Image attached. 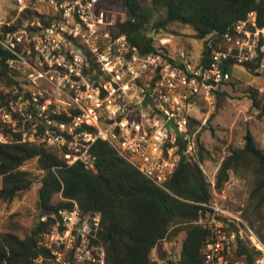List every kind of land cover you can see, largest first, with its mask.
<instances>
[{
    "label": "built area",
    "instance_id": "built-area-1",
    "mask_svg": "<svg viewBox=\"0 0 264 264\" xmlns=\"http://www.w3.org/2000/svg\"><path fill=\"white\" fill-rule=\"evenodd\" d=\"M14 1L18 13L28 17L16 30L1 32L0 45L12 54L7 65L22 70L18 76L34 85L42 80L49 87L46 93L26 94L23 116L30 130L10 123L14 131L22 132L23 142L58 148L68 166L80 162L94 171L91 148L97 141L107 142L163 190L181 156L193 157L196 135L215 111L218 93L232 80L226 69L230 60L236 61L234 69L256 57V48L244 54L241 46V35L250 37L246 27L255 25L254 17L234 26L236 37L209 41L207 65L202 56L195 60L188 52L143 54L121 31L125 13L102 0ZM201 103L208 106L205 113ZM193 107L202 119L189 115ZM190 119L202 124L194 133ZM168 122L173 124L168 127ZM0 142L8 139L0 134ZM70 202L72 209L50 215L55 222L37 242L42 253L32 264H107L106 250L97 242L101 214L85 213L76 201ZM201 207L194 224L209 231L202 264H264V242L241 215L216 203ZM184 239L167 235L159 240L151 264H179Z\"/></svg>",
    "mask_w": 264,
    "mask_h": 264
},
{
    "label": "trees",
    "instance_id": "trees-1",
    "mask_svg": "<svg viewBox=\"0 0 264 264\" xmlns=\"http://www.w3.org/2000/svg\"><path fill=\"white\" fill-rule=\"evenodd\" d=\"M102 1L109 7L124 9L126 20L120 25L121 31L143 54L167 53L166 49L157 46L153 33L170 34L169 27L177 24L192 30L195 39L204 41L201 56L202 62L208 65L211 55L209 41H225L227 34L236 37L234 26L248 22L252 17L255 25L248 23L246 29L252 33L264 30V0ZM22 16L27 18L28 14ZM21 20L0 27V37L1 32H12L20 27ZM263 46L264 36L260 35L256 57L242 63L248 71L253 73L260 68L264 59ZM11 57L12 54L0 45V82H5L9 88L19 85L16 80L19 72L7 65ZM235 62L231 59L226 67L231 73ZM221 95L222 91L218 97ZM248 96L253 108L264 113L263 95L258 89L249 87ZM10 97H14L12 91L4 95L0 93V108L8 106L7 112L10 106L5 99ZM64 119L59 117L60 121ZM199 127L200 121L190 119L191 133ZM0 134L8 139L7 143L0 142V202L11 204L31 190L36 177L23 169L29 161L36 160L37 169L43 172L37 191L39 221L37 219L23 236L13 232L0 234V264H32L42 253L37 242L55 222L50 215L62 209H72L70 201H76L85 213L101 214L97 242L106 250L107 264H151L157 242L167 235L175 238L183 232L185 239L179 264H202L201 249L209 231L194 222L200 217L201 204L214 202L212 183L202 169V165L213 161L214 157L200 137L195 140L191 160L186 155L181 156L166 183V190H163L121 158L107 142L97 141L91 148L96 157L94 171L80 162L68 166L58 148L23 142L22 132L14 131L10 124L0 123ZM185 148L182 145V149ZM229 149L215 177L214 189L222 191L232 173L251 177L249 198L252 211H246L242 217L264 242V222L256 217L264 209V150L250 132L244 136L242 147L229 145ZM216 151L220 148L216 147ZM57 195L61 200L55 203ZM45 216L47 219L43 221Z\"/></svg>",
    "mask_w": 264,
    "mask_h": 264
},
{
    "label": "rangeland",
    "instance_id": "rangeland-1",
    "mask_svg": "<svg viewBox=\"0 0 264 264\" xmlns=\"http://www.w3.org/2000/svg\"><path fill=\"white\" fill-rule=\"evenodd\" d=\"M113 10L118 13L124 12V9L120 6L113 7ZM19 19H22L21 25L24 24L26 18H23V16L18 13L15 1L0 0V27L7 24H16ZM251 19L252 18L249 20ZM169 31L170 34L161 32L158 34L153 33L158 47L166 49V52L168 51L167 54L169 53L172 56L178 55L181 52L190 53L191 57L195 60L201 56L204 48V41L195 39L192 30L174 24L169 27ZM260 35L264 36V30H258L255 33L251 32L250 37L243 35L245 39L241 41V46L244 47V54L252 53L257 47ZM188 47H190V49ZM262 51H264V46L262 47ZM261 64H264V59ZM20 71L22 73V70ZM20 75L21 76L16 77L19 85L13 88L7 87L5 82H0L1 94L4 95L12 91L14 95V97L5 99V102L10 106V111L7 112L8 106L0 108V123H13L15 126L17 125L20 130H30L29 123L25 122L23 116L26 110V94L38 90L46 93L49 87L42 80L38 81L39 85L36 86L33 84L32 80L22 74ZM249 87L258 89L260 94L263 95L264 102V67H260L257 72L253 73L242 65L233 69L231 82L222 87L221 91L223 95L218 97L215 111L210 115L206 125L202 126L201 124L202 127L195 138L196 140L197 137H200V140L212 151L214 157L213 161L205 162L202 165V169L208 181L212 183L213 186V203L225 207L241 216H243L246 211H252V202L249 198L252 189L251 177L248 174L232 173L222 191H216L214 186L215 177L221 163L224 157L230 152L229 145L235 148L242 147L244 136L247 132L252 134L259 147L264 150V113L253 108L252 101L248 96ZM50 94L55 99L57 98L52 90H50ZM20 95L24 97L22 100H20ZM198 106L202 113L208 110V106L204 103ZM200 110L197 107H193L190 109L189 115L197 119H202L203 115ZM205 128L206 130H204ZM213 132L214 134H212ZM216 147H219L220 151H216ZM23 169L31 172L36 177L35 183L30 191L11 204L0 202V234L13 232L23 236L25 231H28L37 219L39 221L37 191L40 187V179L43 172L37 169L36 160L29 161ZM1 185L2 179L0 176V188ZM60 200V195L54 197L55 203ZM256 217L261 218V221L264 222V209L260 210ZM180 235L185 238L184 232Z\"/></svg>",
    "mask_w": 264,
    "mask_h": 264
},
{
    "label": "water",
    "instance_id": "water-1",
    "mask_svg": "<svg viewBox=\"0 0 264 264\" xmlns=\"http://www.w3.org/2000/svg\"><path fill=\"white\" fill-rule=\"evenodd\" d=\"M146 102H151V99L148 97L147 100H146ZM172 124H173L172 122H168V125L167 126L169 127ZM204 130H206V128ZM175 131H176V133H177L178 136H181L180 133H179V131H178V129L176 127H175ZM188 160H191V157H189Z\"/></svg>",
    "mask_w": 264,
    "mask_h": 264
}]
</instances>
